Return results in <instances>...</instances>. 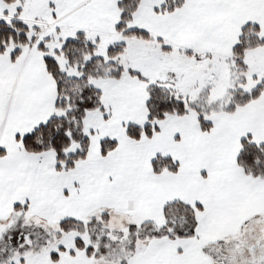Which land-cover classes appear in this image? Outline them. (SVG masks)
I'll list each match as a JSON object with an SVG mask.
<instances>
[{"label":"snow or ice","instance_id":"1","mask_svg":"<svg viewBox=\"0 0 264 264\" xmlns=\"http://www.w3.org/2000/svg\"><path fill=\"white\" fill-rule=\"evenodd\" d=\"M0 264H264V0H0Z\"/></svg>","mask_w":264,"mask_h":264}]
</instances>
